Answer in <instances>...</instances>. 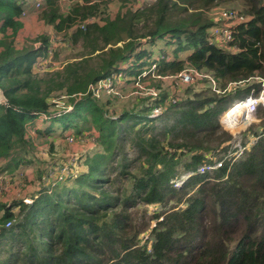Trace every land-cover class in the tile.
<instances>
[{
    "label": "trees",
    "instance_id": "trees-1",
    "mask_svg": "<svg viewBox=\"0 0 264 264\" xmlns=\"http://www.w3.org/2000/svg\"><path fill=\"white\" fill-rule=\"evenodd\" d=\"M26 1L0 0V175L37 168L29 132L38 116L50 118L47 132L72 130L93 147L62 180L42 167L32 202L0 203V264H264V123L247 128L257 139L241 157L197 171L228 148L222 113L229 119L234 100L257 86L249 78L264 76V0H144L135 8L122 0L114 16L111 0H69L66 11L46 0L40 14L54 32L21 42ZM224 3L244 15L234 49L209 39L215 11L230 8ZM60 46L78 47L77 55L53 67ZM146 63L159 77L211 71L222 89L245 81L219 93L189 84L181 98L158 87L121 111L92 88L114 71L161 86L143 74ZM59 99L63 107L53 108ZM156 106L162 112L152 116Z\"/></svg>",
    "mask_w": 264,
    "mask_h": 264
},
{
    "label": "rangeland",
    "instance_id": "rangeland-1",
    "mask_svg": "<svg viewBox=\"0 0 264 264\" xmlns=\"http://www.w3.org/2000/svg\"><path fill=\"white\" fill-rule=\"evenodd\" d=\"M35 0H27L24 6V9L26 11L25 14H22V20L23 22L27 23V27L30 26V29L32 31L33 35L41 34L44 32H50L53 33V27L49 24H46V21L41 18V10L45 6V3L41 7H34L32 3ZM144 0H128L126 3V6H132V7H138ZM61 3V8L62 10L66 11L69 7L70 1L69 0H60ZM122 5V0H111L109 1V13L114 16L117 11L121 8ZM126 6L123 8L126 9ZM236 9L242 8L241 5L239 4H232V3H224L223 5H219L218 7H230ZM216 8V7H215ZM214 10V9H213ZM211 10V11H213ZM51 30V31H50ZM60 36V35H59ZM22 37H20V40ZM147 41L144 42L146 44L148 49H152L150 46L146 43ZM158 46L163 47L166 42L164 39H161L157 42ZM149 46V47H148ZM173 46H170L167 49L168 51L172 49ZM60 57L57 59L55 66L53 67H61L63 61L66 60V58L70 55H77L78 47H63L60 46ZM71 48V49H70ZM171 52V51H169ZM135 60V57H132L130 61ZM49 61V62H48ZM50 63V60L48 59L46 61V64ZM125 67V66H124ZM128 67V66H127ZM126 67V68H127ZM147 69V63L144 65V70ZM146 73H149L151 77L154 79H158V82L161 83V86H153V82H151L150 79L146 81H142L140 76H134L129 74L128 72H121V74H116L113 78L106 80V82H102L101 86L103 89L99 90V93L101 94L104 103L107 101V99L112 96L111 98V103H108L107 107L110 110H122L123 108H130L134 107L133 103L138 100V95H147L148 93H152L154 89H156L158 92L161 91L160 88L162 87V91L165 90L166 92L169 93L170 97H179L185 96L186 90L188 89L189 84H194L193 88L195 89H200L202 85V80L199 82L196 80L194 83H186V82H181L179 80V77H176V74H170L167 76H162L159 77L155 75V72H153V69L146 70ZM151 72V73H150ZM143 75V74H142ZM141 82V83H139ZM139 83V84H138ZM100 86V87H101ZM137 86L139 89H136ZM212 89V88H211ZM215 91L214 89H212ZM216 92V91H215ZM3 95L2 92L0 91V101L3 100ZM64 102L62 100H58L57 104H53V108L57 107H63ZM70 108V107H69ZM229 109V108H228ZM118 111V112H120ZM264 108L259 107V111L256 115V120L255 122L249 126H257V129H259V126H262L264 123ZM228 116H231L230 109L228 112ZM251 117H254V115H251ZM51 122L50 118H46L44 116H38L36 118V123L35 126H45L46 128ZM243 124V123H241ZM237 128V126H234ZM35 128V127H34ZM42 128V129H44ZM54 129V127H53ZM224 131H226L227 135H230L231 138L227 141H233L234 136L233 133L228 130L227 128H222ZM248 129L244 130L242 134H248V136L245 135L246 140H248L251 137L252 133L247 132ZM60 132V133H58ZM47 133V132H46ZM42 132H33V128L30 130L29 135L32 137L33 142H34V154H36V161H37V168L34 171L31 166H28L29 169V178L33 179H28V178H23V173L22 171L19 170L13 172H4V175H0V203H6L7 205L11 204L12 202L23 198V196H31V194L37 192L38 187L37 185H40L37 182V177L40 172V169L42 167L45 168H51L55 174L57 172H60L63 170V167H69V170H72V172H77L79 169V159L78 157L80 156V153L83 152L86 149H91L93 147V143H89L84 140H80L79 138H76V133L72 132V130H68L65 133H63L62 129H58L55 131L49 132L50 134H46ZM244 137V139H245ZM126 150H128L129 153H131L133 150L130 149V144L126 146ZM60 160L61 163H53L57 160ZM52 164H54L52 166ZM62 166H61V165ZM70 165L72 166L70 168ZM26 167V166H25ZM76 167V168H75ZM61 173V172H60ZM60 173H58L60 175ZM15 175L17 177H15ZM19 176H22L18 178ZM64 176V175H63ZM63 176H57V180L54 181H59L62 180ZM52 181V182H54ZM51 188V186L49 187ZM52 189V188H51ZM40 190H41V185H40ZM154 206L157 208L163 207V204H152L148 208L150 210H155ZM18 209L17 207H14V210Z\"/></svg>",
    "mask_w": 264,
    "mask_h": 264
},
{
    "label": "built area",
    "instance_id": "built-area-1",
    "mask_svg": "<svg viewBox=\"0 0 264 264\" xmlns=\"http://www.w3.org/2000/svg\"><path fill=\"white\" fill-rule=\"evenodd\" d=\"M45 1L46 0H35L33 2V6L41 7L45 3ZM25 13L26 11L24 10L23 14ZM243 19L244 15H241L239 13V10L237 9H217L214 14V24L210 27V41L218 45L230 47L232 49L236 48L234 44H231L234 38V27L238 22L242 21ZM81 26L84 27V23L81 24ZM124 66L127 67L129 66V64H124ZM119 73L121 74V71H114L110 76L100 80L97 85H92V88H95L96 92L100 94L99 90L103 89L101 86L102 82H106V80L113 78L116 74ZM143 74H146V72L144 71ZM175 76L179 77V80L181 82L186 83H194L196 82V80L199 82L201 80H204L205 85L210 86L218 93L224 92L226 89L229 90L233 88H238L239 86L241 87L245 81L241 80L230 82L227 88L222 89L220 85V79L213 72L194 67L185 68L181 72L177 73ZM249 79L257 82V86L251 87L250 92L247 95L236 98L232 105L229 107L230 110H233L237 106L239 107V109L235 110L231 118L227 120L222 119L226 110L220 116L221 127L230 130L233 133V136L235 137L234 140L230 141L228 148L222 157H214V161L206 162L200 165L197 168L198 172L203 173L208 170H214L222 166L225 163L226 159H230V161L233 162L235 159L241 157L257 139L256 135L251 134V137L248 140H245L242 132L246 130L250 125H252L257 119L256 117H251V115H257L259 107L264 108V76L257 74L250 77ZM150 94L157 95L158 91L154 89ZM161 112L162 107L156 106L151 115L156 116ZM241 122H243V124H241ZM234 126H237V128H235ZM51 172L55 174L52 169ZM60 172H57L55 175L65 176L69 172V169L68 167H63V170H61ZM58 173H60V175ZM192 173L194 172L189 171L187 173L182 174L181 177H177L176 179H174L175 184L177 186H180L184 182V180L189 177ZM49 180L50 179H47V181ZM23 200L26 203H30L33 201V198L31 196H23ZM11 224V220L6 223L7 226H10ZM148 237L149 234H144V239H147Z\"/></svg>",
    "mask_w": 264,
    "mask_h": 264
},
{
    "label": "crops",
    "instance_id": "crops-1",
    "mask_svg": "<svg viewBox=\"0 0 264 264\" xmlns=\"http://www.w3.org/2000/svg\"><path fill=\"white\" fill-rule=\"evenodd\" d=\"M32 5H33V3H32ZM70 5V4H69ZM27 23H25L24 22V24H23V27L20 29V31H19V33H18V35H17V40L18 41H21V42H24L25 40H26V38H28L29 36H32L33 34H32V31H31V29H30V26H28L29 28H26L27 27ZM26 26V27H25ZM51 31V30H50ZM50 33V32H49ZM20 37H22L21 39L22 40H20ZM23 44V43H22ZM35 123H36V121H35ZM35 123H34V127H33V132L35 133V132H39L38 131V128L39 129H42V128H44L45 126H39V127H37V126H35ZM49 123H51V122H49ZM47 128V127H46ZM46 128H44L43 130V132L42 133H46L47 131L45 130ZM46 134H50L49 132H47ZM2 164L3 163H0V166H2ZM32 167V169H34V171H35V168L36 167H34V166H31ZM22 168H24L25 170H23ZM22 168H20V169H22L24 172H23V178H28V179H33V178H29L30 177V174H29V167L28 166H26V167H22ZM17 170H19V169H16L15 171H17ZM24 173H26L25 174V177H24ZM15 177H17L16 175H15ZM18 178H20V176L18 177Z\"/></svg>",
    "mask_w": 264,
    "mask_h": 264
},
{
    "label": "bare ground",
    "instance_id": "bare-ground-1",
    "mask_svg": "<svg viewBox=\"0 0 264 264\" xmlns=\"http://www.w3.org/2000/svg\"><path fill=\"white\" fill-rule=\"evenodd\" d=\"M238 109H239V107L237 106L233 110H230L231 116L233 115L234 111L238 110ZM231 116H228V117L231 118ZM241 123H243V122H241Z\"/></svg>",
    "mask_w": 264,
    "mask_h": 264
},
{
    "label": "clouds",
    "instance_id": "clouds-1",
    "mask_svg": "<svg viewBox=\"0 0 264 264\" xmlns=\"http://www.w3.org/2000/svg\"><path fill=\"white\" fill-rule=\"evenodd\" d=\"M187 173V172H186Z\"/></svg>",
    "mask_w": 264,
    "mask_h": 264
}]
</instances>
